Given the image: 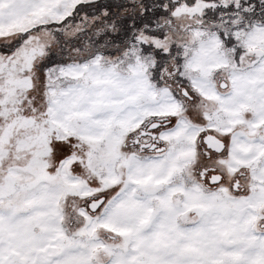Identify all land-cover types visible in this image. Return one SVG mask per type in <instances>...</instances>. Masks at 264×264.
<instances>
[{"label": "snow or ice", "instance_id": "snow-or-ice-1", "mask_svg": "<svg viewBox=\"0 0 264 264\" xmlns=\"http://www.w3.org/2000/svg\"><path fill=\"white\" fill-rule=\"evenodd\" d=\"M0 264H264V0H0Z\"/></svg>", "mask_w": 264, "mask_h": 264}]
</instances>
